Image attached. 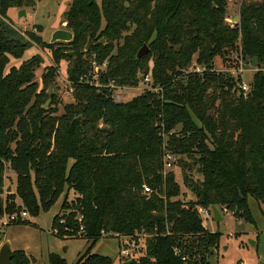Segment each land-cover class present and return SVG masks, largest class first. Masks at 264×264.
<instances>
[{"label":"trees","instance_id":"trees-1","mask_svg":"<svg viewBox=\"0 0 264 264\" xmlns=\"http://www.w3.org/2000/svg\"><path fill=\"white\" fill-rule=\"evenodd\" d=\"M36 2L0 0V18L10 9L33 10ZM227 3L71 0L63 23L73 39L52 45L40 27L25 32L22 42L1 22L0 218L23 211L37 217L61 200L50 231L88 243L75 264H112L91 250L108 237L143 243L125 258L130 264H210L220 234L205 229L198 209L213 205L254 224L248 199L264 203V0H241L233 28L225 22ZM30 45L51 52L53 66L44 70L40 88L34 82L39 54L6 72L9 59H21ZM143 45L149 53L137 60ZM225 50L256 64L246 94L240 78L214 69ZM92 56L107 65L100 84L137 87L149 76L151 90L116 104L107 88L86 82ZM63 60L74 101L57 115L59 101L48 91ZM166 156L174 157L194 199L179 197ZM7 169L15 185L9 193ZM12 261L29 264L30 258L13 251ZM48 264L66 263L50 255Z\"/></svg>","mask_w":264,"mask_h":264},{"label":"rangeland","instance_id":"rangeland-1","mask_svg":"<svg viewBox=\"0 0 264 264\" xmlns=\"http://www.w3.org/2000/svg\"><path fill=\"white\" fill-rule=\"evenodd\" d=\"M71 0H37L34 9H26V19H18L17 12L10 9L6 17L0 18V23L3 22L6 30L12 38L20 41H25V32H35V27H40L39 35L45 43L51 39L52 32L56 29H64L62 22L65 19L64 14L68 11ZM241 0L228 2L226 11V19L237 22L236 17L239 16L238 7ZM19 60L9 59V64L6 66V72L10 67H18L19 64L33 56L39 54L42 58V63L36 68L34 73V82L41 84V76L47 67L53 66L51 52L47 49H41L36 45H30ZM73 53V52H72ZM74 54V53H73ZM74 57V56H73ZM72 57V58H73ZM214 69L216 72H226L233 78L241 80V85L248 89L252 83V76L257 70L254 61H246L239 54L231 52L226 59L221 55L214 59ZM57 68V76L54 79L53 86L49 89L48 94H55V99L59 101L58 113L63 112V107L71 104L73 99V90H70L71 83L67 79V72L70 69L69 62L63 60ZM195 66V64H194ZM197 70L201 71L200 67ZM193 69V67H191ZM264 71V67H262ZM145 89H150L145 83L140 82L137 89L126 90L123 98L126 101L137 97ZM243 91V90H242ZM244 92V91H243ZM50 101L45 103L44 107L49 108ZM172 164L171 168L165 171H174L175 180L180 185L181 199H194L192 195L183 186L181 175L174 164V157L168 160ZM4 185L7 190L9 187L15 189L14 174L7 169L5 171ZM11 182V183H10ZM73 196L69 195L68 200H72ZM61 200L52 207L48 212H40L37 217L28 215L23 217L22 221L29 223L24 225H7L4 220H0V239L10 243L12 250H20L30 258L29 264H48L50 255H56L65 260L66 264H75L78 258L86 251L88 243L84 239L62 240L51 234L50 228L53 217L59 211ZM17 203H19L17 201ZM249 212L253 218L254 224L239 220L233 214L222 213L223 221L215 223L212 220V214L208 218L202 217L203 225L206 230L219 233L220 238L218 248L213 250L209 256L208 263L210 264H264V203L257 204L253 198L248 199ZM249 241L253 243L250 245ZM4 242V243H5ZM142 244L135 241H128L114 237L102 238L91 248L93 254L111 258L112 264H120L121 261L129 256L136 254L137 249L141 250ZM124 246V247H123ZM126 249V256L120 255V251ZM125 255V254H124ZM123 260V261H124ZM122 261V262H123Z\"/></svg>","mask_w":264,"mask_h":264},{"label":"built area","instance_id":"built-area-1","mask_svg":"<svg viewBox=\"0 0 264 264\" xmlns=\"http://www.w3.org/2000/svg\"><path fill=\"white\" fill-rule=\"evenodd\" d=\"M233 1L234 0H228L229 3L233 2ZM226 21H227V24H228V26L230 28H233L234 25L236 24L231 19L230 20L226 19ZM106 66H107L106 62H103L102 66L97 65L95 63V61H94V56H92L91 68L88 71L86 82H88L91 85H94L97 88H107L109 90L111 98L113 99V101L116 104H121V102H126L125 98H123V95L125 94L126 90L137 89L139 84L137 85V87H128V86H120L119 87V86L115 85L113 82H110V83L104 84V85L100 84V82H98L99 75H100L101 72H103L105 70ZM195 70L197 72H200L199 70H197V68ZM82 81H83V79H80V82H82ZM140 82H143V83L146 84V86H149L150 89H145V90H151V80H150L149 76H145L143 79L140 80ZM240 88H241V90L244 91L243 92L244 94H246L249 91V89L247 91V88L243 87L242 85H240ZM70 90L71 91L73 90L72 83H71V86H70ZM154 90L156 91L157 89H154ZM168 160H171L170 156H166L164 158L165 170L167 168L170 169L171 166H172V164H170V162H168ZM150 193H151L150 188L147 187V186H143V194L145 196H147ZM198 211H199L201 217H204V218H208V216L211 213L209 208H208V210H206V209H198ZM222 213L229 214L226 210L222 211ZM26 216H27V213L25 211H23L19 216H17V215H3L0 219L5 221V224L2 225V226H7L8 224H12V223H15V222H17L19 220H22L23 217H26ZM63 222H64L63 220H60V223H63ZM80 231H82V227L80 228ZM125 250H123L121 252L122 256H126L127 253H125Z\"/></svg>","mask_w":264,"mask_h":264},{"label":"water","instance_id":"water-1","mask_svg":"<svg viewBox=\"0 0 264 264\" xmlns=\"http://www.w3.org/2000/svg\"><path fill=\"white\" fill-rule=\"evenodd\" d=\"M18 19H26V9H20L17 13ZM237 21L239 20V16L236 17ZM73 39V33L68 32L64 29H56L52 32V36L50 41L48 42L49 45L52 43L60 42V43H69ZM92 45L91 39H88L86 45L84 46V52L88 51ZM149 53V48L146 45H143L136 54V59L139 60L142 57H145ZM225 55H227V51H224ZM68 56L73 57L74 54L69 52ZM44 109H47L44 107ZM11 191V187L7 189V193ZM189 200V199H187ZM210 212L212 213V220L215 223H219L223 221V215L220 213L219 209L215 206H210ZM250 245H253L251 241H249ZM0 264H13L12 261V253L10 252V243L7 241L0 247ZM121 264H130V260H125Z\"/></svg>","mask_w":264,"mask_h":264},{"label":"crops","instance_id":"crops-1","mask_svg":"<svg viewBox=\"0 0 264 264\" xmlns=\"http://www.w3.org/2000/svg\"><path fill=\"white\" fill-rule=\"evenodd\" d=\"M14 10H15V9H14ZM15 11L18 13L19 10H15ZM26 11H27V10H26ZM61 24H62V26H63V25L65 26V24H64L63 22H62ZM0 220H1V219H0ZM2 227H5V226H2ZM72 240H73V239H72ZM4 242H5V241H4L3 239H0V247L4 244ZM13 251H20V250H12V248L10 247V252L13 253ZM121 263H122V261H121ZM121 263H120V264H121Z\"/></svg>","mask_w":264,"mask_h":264}]
</instances>
